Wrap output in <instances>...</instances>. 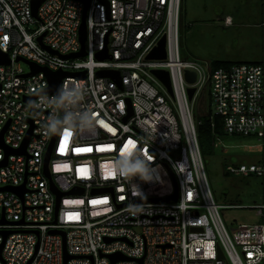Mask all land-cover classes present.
I'll return each instance as SVG.
<instances>
[{
	"label": "built area",
	"instance_id": "built-area-1",
	"mask_svg": "<svg viewBox=\"0 0 264 264\" xmlns=\"http://www.w3.org/2000/svg\"><path fill=\"white\" fill-rule=\"evenodd\" d=\"M181 4L90 0L86 54L73 58L64 55L81 49L85 0H43L37 17L33 0H0V49L10 57L9 64L0 63V264H65V254L71 255L67 264H112L115 253L125 258L114 264H264V203L257 206L262 240L237 246L220 214L232 206L217 203L211 190L196 119L197 113L219 116L226 135L257 138L262 162L227 170L255 173L264 186V0L261 59L217 68L182 56ZM41 35L56 53L41 45ZM163 36L166 56L150 58ZM102 51L110 57L99 58ZM18 57L71 73L61 83L86 88L84 104L96 117L91 135L72 129L67 139L64 131L56 135L49 176L53 134L43 125L53 106L28 104L35 94L45 99L49 81L43 71L26 76L32 69ZM102 69L118 71L120 80L97 75ZM154 69L169 71L172 93ZM136 149L150 158L151 181L116 172L115 158ZM169 168L178 199L154 201L175 192ZM52 185L63 193L57 210ZM131 204L143 207L134 212Z\"/></svg>",
	"mask_w": 264,
	"mask_h": 264
},
{
	"label": "rangeland",
	"instance_id": "rangeland-1",
	"mask_svg": "<svg viewBox=\"0 0 264 264\" xmlns=\"http://www.w3.org/2000/svg\"><path fill=\"white\" fill-rule=\"evenodd\" d=\"M262 0H182L179 42L184 58L256 62L262 56ZM233 18L226 25L225 17ZM28 70L27 63L21 62ZM260 142L253 136L224 135L213 154L204 157L205 169L226 228L237 246L262 240L260 204L264 203L263 180L255 173L234 174L229 165L259 164Z\"/></svg>",
	"mask_w": 264,
	"mask_h": 264
},
{
	"label": "clouds",
	"instance_id": "clouds-1",
	"mask_svg": "<svg viewBox=\"0 0 264 264\" xmlns=\"http://www.w3.org/2000/svg\"><path fill=\"white\" fill-rule=\"evenodd\" d=\"M45 99H30L28 104L36 110L45 105H52L53 112L44 122L45 129L51 134L62 133L65 129H72L77 133L93 134L96 129V117L93 111L84 104V98L87 95V89L77 87L75 84L61 83L55 92L48 95L47 92L41 93ZM150 158L136 149L131 153L117 156L114 161L115 169L118 175L127 177L131 180L139 177L143 181L153 179L150 174ZM142 205H130V209L139 212Z\"/></svg>",
	"mask_w": 264,
	"mask_h": 264
},
{
	"label": "water",
	"instance_id": "water-1",
	"mask_svg": "<svg viewBox=\"0 0 264 264\" xmlns=\"http://www.w3.org/2000/svg\"><path fill=\"white\" fill-rule=\"evenodd\" d=\"M42 1L43 0H33V13H34V15L36 17H37V9H38V7H39V5L41 4ZM89 1L90 0H85V8H84V12H83V19H82V23H81V26H80V29H79V38H80V41H81V49L78 52L65 54L64 55L65 57H73V58H75V57L83 56V55L86 54V48H85V43H86V39H87L86 11H87V8H88V5H89ZM42 38H43V35L38 37V41L41 43V45L44 48H46L49 51H51L52 53H56L55 50H52L47 45L43 44ZM165 56H166V37L163 36L159 40L158 45H156L154 47V49L151 51V53L149 54V57L150 58H164ZM98 57L99 58H105V57H110V55H108L105 51H102V52H100L98 54ZM17 60H21V61L27 63L31 67L32 71L30 73L25 74L26 76H28L30 74H33V73H36V72H39V71L45 72L46 77H47V79L49 81V86L43 92L46 91V92H49V93H54L56 88L60 85L62 78L64 76H66L67 74H71L69 72L62 71V70H50L49 68L44 67V66H40V65L36 64L35 62H32V61H30V60H28V59H26L24 57H18ZM0 63H5V64H9L10 63L9 55L7 53L3 52L1 49H0ZM84 73H85V71L80 72L79 74L84 76ZM153 73L156 76H158L163 81V83L168 87L169 91L172 93V87H171L169 71L166 70V69H154ZM97 75H99V76L110 75L113 78H115L116 80H120V76H119V72L118 71L102 69V70H99L97 72ZM186 77H187V79L190 82H193L195 80V73L193 71H189L188 70L186 72ZM194 91H195V89L193 87L189 88V96H190V98H192V96L194 94ZM36 95L37 94L33 95L32 99ZM31 134H32V130L30 129V131L27 134V138H26V140L24 142L23 150L26 148L27 142H28L29 137L31 136ZM2 135H3V133L1 134V137H0L1 141H2ZM56 135L57 134H53L51 142H50V145H49L48 150H47V155H46L45 164H46V172H47L48 176H49V173H48V169H47V163H48V160H49L52 148H53V144H54ZM8 151L10 152L11 150L8 149ZM4 163L5 162H2V164H4ZM169 170H170L171 176H172V178L174 180V183H175V192L173 194L169 195V196L164 197V198H154L152 200H154V201H171V200H177L178 199L179 193H178V185H177V182H176V179H175V175H174V173L172 172V170L170 168H169ZM23 187L18 189V191L20 193H23ZM6 188H10V187H6ZM52 190L57 194V205H56V210H57L58 209V205H59V201H60V197L62 196L63 193L58 191L56 189V187H54L53 185H52ZM80 192H83V190H81ZM61 233L65 237V232L62 231ZM3 234L6 237L9 234V231H5V232H3ZM64 249H65V247H64ZM65 251H66V249H65ZM217 251H218V257L220 259L225 260L226 256H225V254H224V252H223V250H222V248L220 246L217 247ZM70 257H71V255L65 254V264H67V261L69 260ZM110 257L112 259V264H114L119 259H124L125 258L123 255L118 254V253L111 254ZM139 261L142 262V258H140ZM226 264H230V263L228 261H226Z\"/></svg>",
	"mask_w": 264,
	"mask_h": 264
},
{
	"label": "trees",
	"instance_id": "trees-1",
	"mask_svg": "<svg viewBox=\"0 0 264 264\" xmlns=\"http://www.w3.org/2000/svg\"><path fill=\"white\" fill-rule=\"evenodd\" d=\"M234 64L230 61L216 60L212 62L213 67L229 66ZM197 132L203 159L205 156L213 154L217 147V136L226 135L221 127L219 116L211 117L210 114L197 113Z\"/></svg>",
	"mask_w": 264,
	"mask_h": 264
},
{
	"label": "snow or ice",
	"instance_id": "snow-or-ice-1",
	"mask_svg": "<svg viewBox=\"0 0 264 264\" xmlns=\"http://www.w3.org/2000/svg\"><path fill=\"white\" fill-rule=\"evenodd\" d=\"M70 135H71V133L67 129H65L64 130L65 139H67ZM81 150H90V149H77V151H81Z\"/></svg>",
	"mask_w": 264,
	"mask_h": 264
},
{
	"label": "crops",
	"instance_id": "crops-1",
	"mask_svg": "<svg viewBox=\"0 0 264 264\" xmlns=\"http://www.w3.org/2000/svg\"><path fill=\"white\" fill-rule=\"evenodd\" d=\"M227 16H229V15H227ZM227 16H226V17H227ZM226 17H225V18H226ZM256 62H257V61H256Z\"/></svg>",
	"mask_w": 264,
	"mask_h": 264
}]
</instances>
